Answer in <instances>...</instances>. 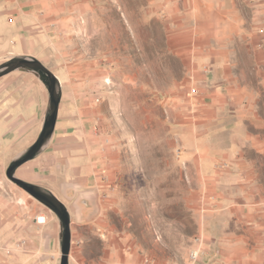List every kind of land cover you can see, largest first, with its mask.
<instances>
[{"label":"rangeland","instance_id":"rangeland-1","mask_svg":"<svg viewBox=\"0 0 264 264\" xmlns=\"http://www.w3.org/2000/svg\"><path fill=\"white\" fill-rule=\"evenodd\" d=\"M29 2L41 7L53 44L37 50L40 61L56 72L77 70L68 81L103 95L100 125L111 167L104 207L136 232L147 264H257L258 230L246 228L254 223L246 221L244 230L240 216L225 229V215L215 211L211 191L180 148L183 138L207 131L226 154L233 121L251 111L249 103L264 117L261 78L238 69L261 49L264 14L255 1L237 9L232 0ZM226 66L239 72L227 76ZM10 165L0 168V182L29 194L8 178ZM229 168L226 157L216 166L224 185ZM27 244L20 236L14 249ZM18 254L4 253L0 236V264H17Z\"/></svg>","mask_w":264,"mask_h":264},{"label":"crops","instance_id":"crops-1","mask_svg":"<svg viewBox=\"0 0 264 264\" xmlns=\"http://www.w3.org/2000/svg\"><path fill=\"white\" fill-rule=\"evenodd\" d=\"M244 1L232 3L237 9ZM252 1L264 14V0ZM46 26L41 7L29 0H0V58L9 55L8 61L16 57L43 61L37 50H52L53 45ZM257 44L259 53L247 54L246 70L238 69L243 76L261 78L264 94V34ZM45 66L61 84L58 122L42 151L19 169L16 177L52 193L66 206L71 218L69 264H147L139 253L136 232L122 228L117 215L104 207L110 193L111 167L106 163L101 126L103 95L86 83L68 81L67 75L75 69L56 72ZM236 68L226 66L222 73L234 76L239 72ZM50 109V93L38 72L19 69L0 78V168L20 158L37 141ZM247 109L251 111L233 121L235 127L229 131L235 136L226 154L212 144L216 135L207 131L195 133L193 139L183 138L180 148L184 163H195L203 188L211 191L215 211L225 215V229L230 222L238 224L240 216L244 230L246 221L254 223L246 228H257V264H264V117L253 110L252 102ZM224 157L230 162L225 185L216 171ZM222 187L229 193L218 192ZM1 205L4 253H19L17 264H62L63 226L56 213L5 180L0 182ZM20 236L28 241L22 251L14 249Z\"/></svg>","mask_w":264,"mask_h":264},{"label":"water","instance_id":"water-1","mask_svg":"<svg viewBox=\"0 0 264 264\" xmlns=\"http://www.w3.org/2000/svg\"><path fill=\"white\" fill-rule=\"evenodd\" d=\"M19 69L35 71L41 75L50 93L51 109L39 138L20 158L11 163L7 170V176L12 182L23 188L31 196L57 214L63 226L62 264H69L71 251V218L66 206L52 193L16 177V171L22 165L34 159L55 132L61 103V84L58 77L34 57L12 58L0 66V78Z\"/></svg>","mask_w":264,"mask_h":264},{"label":"built area","instance_id":"built-area-1","mask_svg":"<svg viewBox=\"0 0 264 264\" xmlns=\"http://www.w3.org/2000/svg\"><path fill=\"white\" fill-rule=\"evenodd\" d=\"M194 255H195V258H197V256H198V253H195Z\"/></svg>","mask_w":264,"mask_h":264}]
</instances>
